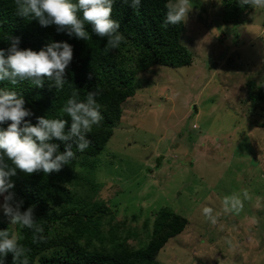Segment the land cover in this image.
<instances>
[{"label": "rangeland", "instance_id": "obj_1", "mask_svg": "<svg viewBox=\"0 0 264 264\" xmlns=\"http://www.w3.org/2000/svg\"><path fill=\"white\" fill-rule=\"evenodd\" d=\"M188 8L181 41L192 63L138 74L97 155L95 198L110 206L112 223L138 235L128 239L134 247L160 209L186 217L159 262L264 264V128L246 101V82H264V8L242 23L221 20V0H189ZM0 221L15 226L2 208Z\"/></svg>", "mask_w": 264, "mask_h": 264}, {"label": "trees", "instance_id": "obj_2", "mask_svg": "<svg viewBox=\"0 0 264 264\" xmlns=\"http://www.w3.org/2000/svg\"><path fill=\"white\" fill-rule=\"evenodd\" d=\"M173 0H141L137 9L115 0L112 18L119 22V32L124 39L119 48L104 51L106 39L92 33L85 25L90 38L87 41L58 33L56 26L42 27L37 20L16 16L14 0H0V49L10 47L11 37H18L20 49L39 51L50 42H67L73 47V59L66 69L68 82L57 91L52 81L44 79L43 87L29 81L0 82V89L15 91L25 100V107L32 116L26 120L37 123V117L70 118L63 112L67 99L75 91L83 100L88 91L99 88L97 103L101 105L103 119L93 126L87 138L91 141L83 152L73 151L75 158L59 172L45 175L43 171L25 174L17 170L11 177L17 200L22 199L23 210L34 206L37 222L43 226V240L32 243L30 229L0 221V230L16 233L18 242L29 249V264H166L156 259L166 242L180 234L188 219L177 212L162 208L154 216L152 225L145 221L146 239L134 247L129 238L138 235L124 228V222H113L110 206L95 198L100 183L93 176L97 168V155L113 134L122 116L123 102L134 96L139 84V73L154 65L169 67L189 66L192 53L181 41L184 22L165 25L166 4ZM75 2V0H73ZM252 7H241L237 0H221V20L224 23H242ZM82 16V14H81ZM92 79H89V74ZM246 101L249 113L258 114L261 121L256 126L264 128V82L256 85L248 80ZM67 127V126H66ZM7 128V124L0 125ZM59 144L64 151L63 143ZM3 201V196H0ZM3 264H13L12 254Z\"/></svg>", "mask_w": 264, "mask_h": 264}, {"label": "clouds", "instance_id": "obj_3", "mask_svg": "<svg viewBox=\"0 0 264 264\" xmlns=\"http://www.w3.org/2000/svg\"><path fill=\"white\" fill-rule=\"evenodd\" d=\"M115 0H14L15 14L25 20H37L42 27L55 25L58 33H66L70 37L87 41L90 38L85 25H90L92 33L106 39L104 51L119 48L124 37L119 32L120 24L112 18ZM122 3L139 8L141 0H122ZM189 0H177L166 4L165 25H178L185 22L190 9ZM239 6H250L254 9L264 8V0H237ZM82 14V16H81ZM10 47L0 49V82L7 81L11 85L29 81L43 87L44 79L52 81L57 91L63 89L68 82L66 69L73 59V47L67 42H50L39 51L20 49L18 37L9 36ZM92 79V74H89ZM77 92L67 99L63 112L70 118L37 117L32 124L26 117L33 115L25 107V100L15 91L0 89V196L3 203L0 208L10 220L11 225L30 229L33 233L32 243L43 240L44 228L37 222L34 206L22 211L24 201L17 200L11 177L17 170L25 174L43 171L45 175L59 172L75 158L73 147L77 151L86 150L91 141L87 134L93 126L101 123V105L97 103L99 88L88 91L83 100L77 99ZM67 126V127H66ZM59 141L64 145L60 151ZM212 210L204 208V213L215 223ZM18 242L16 236L9 231L0 230V264L9 253L13 264H29L28 252Z\"/></svg>", "mask_w": 264, "mask_h": 264}]
</instances>
